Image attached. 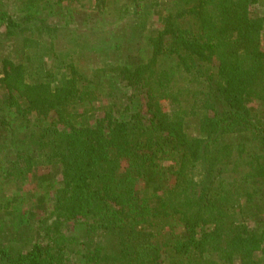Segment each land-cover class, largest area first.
I'll return each mask as SVG.
<instances>
[{"label":"trees","instance_id":"obj_1","mask_svg":"<svg viewBox=\"0 0 264 264\" xmlns=\"http://www.w3.org/2000/svg\"><path fill=\"white\" fill-rule=\"evenodd\" d=\"M86 1L0 0V264H264V0Z\"/></svg>","mask_w":264,"mask_h":264},{"label":"rangeland","instance_id":"obj_2","mask_svg":"<svg viewBox=\"0 0 264 264\" xmlns=\"http://www.w3.org/2000/svg\"><path fill=\"white\" fill-rule=\"evenodd\" d=\"M122 1H123V0H122ZM84 2H85V1H84ZM86 2H87V4H88V0H87ZM75 3H77V2H75ZM154 7H155L156 9H158V7H156V6H154ZM255 11L258 12V9H255ZM159 18H160V14L157 15V16H155L156 26L159 25V22H158V21H159V20H158ZM26 230H27V229H26Z\"/></svg>","mask_w":264,"mask_h":264}]
</instances>
